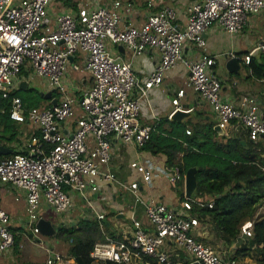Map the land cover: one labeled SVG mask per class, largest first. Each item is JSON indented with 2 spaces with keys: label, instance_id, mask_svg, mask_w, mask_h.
Returning a JSON list of instances; mask_svg holds the SVG:
<instances>
[{
  "label": "built area",
  "instance_id": "built-area-1",
  "mask_svg": "<svg viewBox=\"0 0 264 264\" xmlns=\"http://www.w3.org/2000/svg\"><path fill=\"white\" fill-rule=\"evenodd\" d=\"M54 1L0 0V98L10 100L9 115L13 121L33 125L24 150L5 157L0 154V185L25 192L33 232L40 233L36 223L41 218V205L64 214L73 207V192H78L96 211L91 195L99 191V181L104 177L132 194L133 206L144 207L149 225L133 218L122 239L95 243L90 253L92 264H239L235 256H225L203 241L207 224L203 225L192 212L191 202L185 200L171 206L155 198L144 199L142 184H150L157 172L175 184L183 178L178 166L159 168L147 161L133 160L129 166L142 180L131 182L118 180L110 167L116 141L141 149L150 140L159 119L142 123V102L148 99L152 88L163 83L166 73L180 64L189 71V82L198 98L212 106L225 135L245 134L254 142L264 138V112L257 99L245 95L235 103L223 97V82L214 72L217 57L206 51L204 37L214 25L229 34L241 33L250 14H264V0H192L184 27L178 24L177 11L171 6L150 10L139 26L131 20L126 22L124 12L130 17L135 6L122 0H113L110 5L90 0L76 10L56 14L52 26ZM149 6L154 5L149 2ZM108 44L123 46L134 57L156 49L160 61L142 79L136 74L132 59L116 53ZM187 47L191 51L189 57ZM257 48L264 54V41L244 54L246 63H250ZM194 49L201 50L196 59ZM79 53L84 55V65L92 76L81 87L75 80L67 85L69 67L79 69ZM27 64L34 74L46 79L58 100L56 105L49 99L43 108L28 107L15 94L23 80H30L23 74ZM185 95V88L177 91L169 119L177 110H195L181 103ZM187 133H192L191 128ZM1 147L5 146L0 141ZM96 215L99 220L105 218L97 211ZM258 215L264 217V210L261 213L260 209ZM253 224V220L242 224L241 236L234 244L252 236ZM14 244L11 215L0 206V250ZM47 264L76 262L73 257L53 252Z\"/></svg>",
  "mask_w": 264,
  "mask_h": 264
},
{
  "label": "trees",
  "instance_id": "trees-1",
  "mask_svg": "<svg viewBox=\"0 0 264 264\" xmlns=\"http://www.w3.org/2000/svg\"><path fill=\"white\" fill-rule=\"evenodd\" d=\"M64 2L72 9H78V2ZM159 9L154 8V11ZM239 62L242 67L248 68V78L264 80V54L259 58L253 56L250 63L242 58ZM15 94L22 97L28 107H38L42 99L49 101L42 94L38 100L23 96L19 91ZM9 109L10 100L0 98V140L17 139L21 131L20 124L10 118ZM261 110L264 112V98ZM215 125L213 121L166 118L158 122L150 140L141 149L164 157L168 169L174 166L180 168L183 178L174 184L180 200L191 202L192 212L202 222L209 221L221 241L233 243L241 236L242 224L253 220L252 236L241 238V247L247 253L250 248H255L264 262V217L257 216L259 208H264V138L254 142L245 134L233 137L219 135ZM188 128H191V134L187 133ZM196 166L199 167L198 191L194 200L185 195L184 177L188 169ZM113 214L110 212L102 220L83 217L62 226L55 235L70 241L66 255L74 257L77 264H92L90 253L95 243L108 238L122 239L123 232L115 229L112 223L108 224V217ZM240 251L236 250V257L241 254Z\"/></svg>",
  "mask_w": 264,
  "mask_h": 264
},
{
  "label": "crops",
  "instance_id": "crops-1",
  "mask_svg": "<svg viewBox=\"0 0 264 264\" xmlns=\"http://www.w3.org/2000/svg\"><path fill=\"white\" fill-rule=\"evenodd\" d=\"M59 1H61V3L63 4L60 12L67 10V9L68 10L72 9V6L66 5L62 0H59ZM112 1L113 0L107 3L110 5ZM191 1L192 0H143V1L141 0L136 4L132 2L135 6V9L130 13L131 14L130 17H128L129 14L127 12H124L126 10L124 11L122 10V11L124 12L126 22L131 20L134 25L139 26L146 20V16L150 12V10H154V8L161 9L165 6H171L175 8V10L177 11L178 24L180 25V27H184L186 25L187 17H188L187 8ZM77 2L79 3L78 7L84 4L80 0ZM149 2H152L154 6L150 7ZM249 24L250 22L245 26V28L240 34L239 33L234 34V35L229 34L220 25H214L205 32L204 37L207 41V44L209 45L208 50H210V51L207 50V52L217 57V65L214 68L215 73L220 64L219 56L224 55L223 58L225 59V62H227V60L231 57H237L240 60V58L243 59L244 52H250L253 48L256 47L258 43L248 41V39L245 40V46H246L245 48H239V45H235L237 42V39H239V36L242 37L241 35L247 31ZM223 35L224 36L226 35L227 37H229L228 39L231 40L230 44L227 43L228 39H225ZM110 45H111L110 48L111 49L113 48L112 49L113 51H115L116 53H121L127 59V52L129 50H125L124 48V51H121L119 49V46L116 47L112 44ZM250 46L252 47L250 48ZM194 51H195V54L193 58L196 59L199 56V52L201 50L194 49ZM241 53L243 54L241 55ZM190 54H191V51L187 47L186 56L189 57ZM133 57L134 56L132 55V58ZM134 58L137 59L136 56ZM159 61H160V53L158 52V50L150 49L144 54H142L139 57L138 61L135 60V62H133V67H134L136 74L140 78L145 79L151 74V72L154 70L156 64ZM184 70L187 71L186 69ZM226 71L229 72L227 68H226ZM226 76H229L228 73H226ZM166 78H164V81ZM260 81H263L262 83H264V80H260ZM161 85L159 87L152 88L150 92L151 91L156 92L157 91L156 89L160 88ZM223 85H224V81H223ZM181 88H184V86H179L178 89H175L174 85H171V84L168 85V89H169L168 93L170 95V98H169L170 100L169 99L167 100L166 98H164V99H159L155 103H152L150 101V97H148V99H146V101L148 102V104H146L147 108H145V110H141L140 121L144 124H151L156 119H159V121H162L166 118L169 119V114L174 108L173 106H170L171 105L170 102L173 98H175L177 91ZM223 89H224V86H223ZM48 91H45L44 93ZM259 92H261L260 94L262 95L264 94L263 90H259L258 93ZM255 94L256 92L250 87L244 88L242 90H239L238 88H236V90L233 91L232 93L223 91V97L226 100L233 101L235 103H238L240 99L245 95L254 96L258 101V97ZM163 102H165V104H163ZM181 103L184 106H192L195 108L193 115L194 117L197 118V121L205 122V121L214 120L215 124H217V121H218L217 116L212 106L208 102L198 98V95H194L190 98V93L186 90V95L185 97L181 99ZM26 124L29 125V123H25L22 125L24 126ZM32 131H30L31 134H32ZM29 137L30 136L25 135L24 130H23V132L20 131L17 139H14V140L1 139L0 141L5 146L4 147L5 153H3L2 156L3 157L9 156L17 151L24 150L25 145L29 140ZM130 149L141 150L134 145H125L119 141H116L115 146L113 148V160L111 162L110 168H111V171L114 172V174L117 176L118 180L124 179L127 176V173L129 174L131 172L134 173L133 170L129 166L130 164L129 162L133 161L130 159V154H129ZM146 153L147 155L144 158L143 157L141 158L145 159L148 163H153L154 166L156 167H159V168L165 167L164 157L154 156L148 152ZM134 160H142V159H134ZM166 181L170 184V186H172L168 177L165 174L157 172L153 181L150 184H142L141 192L145 193L147 192V189H148V192H150L149 198H155V199L160 198L161 200L160 199H157V200L163 202V200L164 201L166 200L164 198L166 195H168V193L166 194V192H163L162 190L160 192H157L155 188L160 187L162 184L167 183ZM99 184H100L99 191L91 195L93 205L96 211L101 214H104V216H107V214H109L110 212L114 213L112 216L108 217L109 219L108 223L109 224L112 223L115 229L123 233L125 231L130 230L133 218H138L142 220L146 226L149 225L148 219L145 216L144 207L141 205H138L135 207L133 206L134 204L133 196L129 191H127L125 188L120 186L118 182L116 181L109 182L104 177L100 179ZM109 186L112 187L111 190L109 189ZM73 196L81 198L78 192H73L72 197ZM167 199H170V200H166L167 202L169 201L166 204L171 205V206H178L181 203L180 201L175 204H172L174 197L171 198V196H168ZM95 200H98L101 202L100 206L96 205ZM109 207L111 208L113 207V209L110 211H107L106 209ZM96 211H93V209L85 202H84V205L80 208H77L75 204H73V207L70 211L64 213L63 216H61L60 214V219L58 222H56V224L66 225L67 223H75L83 217L97 218ZM12 227L14 228V226ZM30 237H32L31 234H30ZM55 252H61L63 254H66L65 251H55ZM73 259L75 260L74 257Z\"/></svg>",
  "mask_w": 264,
  "mask_h": 264
},
{
  "label": "rangeland",
  "instance_id": "rangeland-1",
  "mask_svg": "<svg viewBox=\"0 0 264 264\" xmlns=\"http://www.w3.org/2000/svg\"><path fill=\"white\" fill-rule=\"evenodd\" d=\"M64 2V0H62ZM71 1H79V0H71ZM83 3L89 2L90 0H80ZM96 1V0H92ZM111 0H101V3H107ZM124 1H131L133 3H138L141 0H124ZM143 1V0H142ZM65 3V2H64ZM62 3L59 0H56L52 2V8H51V20H52V26L55 24V16L58 14L62 9ZM248 21L250 22L249 27L247 28V31L244 32L239 39H237V42L235 45H239V48H245V40L248 39V41L260 43L264 41V14H250ZM240 34V33H239ZM224 36V35H223ZM225 39H228L226 35L224 36ZM227 43L230 44L231 40L228 39ZM247 45V44H246ZM111 45L108 44V48H110ZM252 46H250L251 48ZM209 45L207 44L206 51L208 50ZM111 49V48H110ZM113 49V48H112ZM210 51V50H208ZM141 56V55H140ZM139 55L136 56L137 59L134 57L132 58V52H127V59H132V62L138 61ZM224 55L219 56V66L217 68L216 74L222 82L224 81V89L222 88V94L223 91L227 92H233L238 88L239 90H242L244 88H251L256 92V96L258 97V104L262 105L264 94L258 93L259 90H263L264 92V83L263 81H260L258 79H254L252 77L248 78L249 70L245 66H241V69L237 72H229L226 71L227 68V62H225V59L223 58ZM77 65L79 66L78 70H75L72 66L68 69V77L66 79V84L69 85L73 80L76 81L80 87L82 86V82L84 80L88 81L90 80V77L92 76L91 73L86 69L84 65V55L82 53H79L77 55ZM186 67L183 64L178 65L176 68L169 70L166 73L165 81L161 85L160 88H157L156 92L151 91L150 92V101L152 103H155L159 99L166 98L167 100L170 98V95L168 93V85H174L175 89H178L179 86H184V88L190 93V98L194 95H198L191 83L189 82V71H185ZM170 72V73H169ZM226 73H228L229 76H226ZM23 74L25 76H29L30 78V90H22L18 89L17 91L20 92L23 96L29 97L32 100H38L39 96L42 92L48 91L50 89L48 82L45 78L39 77L38 75L34 74L32 67L27 64L23 67ZM86 83V84H87ZM262 92V93H263ZM252 95V94H250ZM41 99V98H40ZM49 100V99H48ZM170 100V99H169ZM172 105V100H171ZM148 102L144 100L142 102V110H145L147 108ZM165 104V102H163ZM48 105V101L41 100L40 103H38V107H45ZM193 122H197V118L194 117V115L190 118ZM216 121V120H215ZM214 122V120H213ZM215 123V122H214ZM20 129L24 130V133L26 136H30L31 132L33 130L32 124H26L22 125L20 124ZM227 136V135H226ZM130 159H142L144 162L146 161L143 159L147 153L145 151L137 150V149H130ZM143 157V158H141ZM156 159V158H155ZM130 163V162H129ZM134 172V171H133ZM136 180H142V177L138 174L134 173H127V176L122 180H128L129 182ZM167 182V181H166ZM170 184L167 182L165 184H162L160 187L155 188L157 192H160L161 190L163 192L168 193V195L165 196L164 199H167L168 196L174 197V200L172 201V204H175L177 202H180V197L177 194L174 184ZM112 187L109 186V189L111 190ZM144 199L148 200L150 192H141ZM176 193V194H175ZM161 196V195H160ZM17 197H19V200H17ZM159 197V195H158ZM160 199V198H157ZM197 199V196L194 197V200ZM161 200V199H160ZM164 201V203H168L167 201ZM73 202L77 208H80L84 205L85 200L81 197H75L73 196ZM96 205L100 206V201L95 200ZM0 206L4 209H6L12 219V226H14V230L17 237V244L16 246H12L9 249H6L4 251H0V264H47V259L49 256L53 255V252L55 251H65V253L68 252V248L70 246V241H67L63 239L60 235H45L42 233H34L32 224H30V216L29 213L26 210V200H25V194L21 189L10 187L7 184L0 185ZM103 209V208H102ZM113 207H109L106 210L110 211ZM261 213L263 212L264 208L260 207ZM39 216L40 217H46L49 220H52L53 223H56L60 219V214L55 212L52 208L48 206L41 205L39 209ZM36 223V222H33ZM207 224V237H203V241L208 244L209 246L217 249L218 251H222V253L225 256L233 255L236 257V250H241L240 255L236 257L239 264H261L263 262L262 256L258 253V251L255 248H250V252L247 253L246 251L242 250L241 244L242 242L239 240L238 243H229L226 241H221L217 238L216 233L213 230L212 224L208 222H203V225ZM13 230V231H14ZM30 234H33L32 237H30ZM64 249V250H63ZM264 263V262H263ZM171 264H177V263H171Z\"/></svg>",
  "mask_w": 264,
  "mask_h": 264
},
{
  "label": "water",
  "instance_id": "water-1",
  "mask_svg": "<svg viewBox=\"0 0 264 264\" xmlns=\"http://www.w3.org/2000/svg\"><path fill=\"white\" fill-rule=\"evenodd\" d=\"M119 49L121 51H124L123 46H119ZM253 56L255 58H259L261 56V49L257 48L253 52ZM71 60H74V56H71ZM227 69L229 72H237L241 69V64L239 62V58L237 57H231L227 60ZM30 85V80H23L20 84L21 90H28ZM45 99H50L53 103V105H56L58 100L56 97H53V90H49L48 92L41 93ZM194 111H185V110H177L176 113L173 115L172 119H177L178 121H186L188 118L192 117ZM215 130L219 135H224V130L220 127V125H215ZM66 133H69L68 130L65 131ZM5 148H0V154L5 153ZM199 170V167H192L188 169L185 175V195L188 198H194L197 195L198 191V180H197V171ZM63 216V214H61ZM109 224V223H108ZM36 226L39 228L40 233L45 235H54L57 231H59L62 226H67L65 224H59L53 223L52 220L46 219L41 217L38 222L36 223ZM33 236V234H31ZM198 264V263H193Z\"/></svg>",
  "mask_w": 264,
  "mask_h": 264
},
{
  "label": "flooded vegetation",
  "instance_id": "flooded-vegetation-1",
  "mask_svg": "<svg viewBox=\"0 0 264 264\" xmlns=\"http://www.w3.org/2000/svg\"><path fill=\"white\" fill-rule=\"evenodd\" d=\"M54 94V93H53Z\"/></svg>",
  "mask_w": 264,
  "mask_h": 264
}]
</instances>
